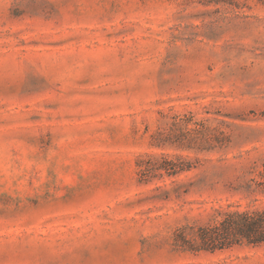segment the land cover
<instances>
[{
  "label": "rangeland",
  "instance_id": "obj_1",
  "mask_svg": "<svg viewBox=\"0 0 264 264\" xmlns=\"http://www.w3.org/2000/svg\"><path fill=\"white\" fill-rule=\"evenodd\" d=\"M0 0V264H264V244L173 248L217 209L264 210V4ZM230 136L138 182L172 115ZM164 117V118H163Z\"/></svg>",
  "mask_w": 264,
  "mask_h": 264
},
{
  "label": "trees",
  "instance_id": "obj_2",
  "mask_svg": "<svg viewBox=\"0 0 264 264\" xmlns=\"http://www.w3.org/2000/svg\"><path fill=\"white\" fill-rule=\"evenodd\" d=\"M184 8L215 7V12L238 9L246 0H181ZM264 4V0H256ZM164 118V117H163ZM151 136V145L156 148L172 147L193 153V159L176 156H148L137 162L138 182L147 184L153 180L176 178L200 165L197 155L224 150L230 136L219 128H212L197 121L191 113L172 115ZM257 187L264 190V162L258 173ZM264 244V210L217 209L211 220L203 225L178 228L173 235V248L183 252H215L235 246H260Z\"/></svg>",
  "mask_w": 264,
  "mask_h": 264
}]
</instances>
